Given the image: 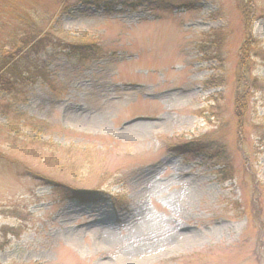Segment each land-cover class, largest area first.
<instances>
[{"label": "rangeland", "instance_id": "rangeland-1", "mask_svg": "<svg viewBox=\"0 0 264 264\" xmlns=\"http://www.w3.org/2000/svg\"><path fill=\"white\" fill-rule=\"evenodd\" d=\"M31 33L55 43L0 85V264H264V0H0V69Z\"/></svg>", "mask_w": 264, "mask_h": 264}, {"label": "trees", "instance_id": "trees-1", "mask_svg": "<svg viewBox=\"0 0 264 264\" xmlns=\"http://www.w3.org/2000/svg\"><path fill=\"white\" fill-rule=\"evenodd\" d=\"M148 1V0H147ZM145 2V0H144ZM41 33L37 34H28L25 36L24 41L20 46H17L18 48L15 50V54L11 55L10 53H7L8 56L11 59V62L15 61L10 65V63L2 65V68L0 69V85L3 89L7 91L14 90V84L13 81L17 80L19 70L12 69L14 64H17L18 60L20 58H17L16 55H20L21 53H24L23 56L31 57L33 55H38L41 52L46 51V49L55 43L54 38L51 35H48V33H45L41 37ZM54 46V45H53ZM97 45L89 43V41H82V40H74V41H68V47L65 49V52L70 55H76L80 59V61H85L89 58V56L97 55L98 51ZM10 65V66H9ZM8 69H12V73L7 72ZM20 77H23L20 73ZM32 83V82H31ZM239 101V100H238ZM237 113L239 114V117L242 118L241 114V108L239 105L236 106ZM222 174V172H221ZM71 191V189L67 190ZM78 194V193H77ZM79 198L84 199L85 203H103V202H112L115 206H122L123 208H126L127 206V200L121 196H111L107 197L103 195L100 192H87L78 196ZM260 208L258 206V216H260ZM256 215V214H255ZM257 216V215H256Z\"/></svg>", "mask_w": 264, "mask_h": 264}]
</instances>
